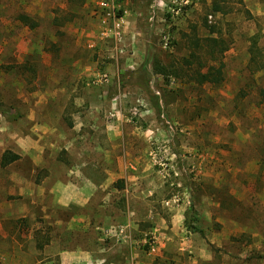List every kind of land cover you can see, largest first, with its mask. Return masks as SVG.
Listing matches in <instances>:
<instances>
[{
  "label": "rangeland",
  "instance_id": "rangeland-1",
  "mask_svg": "<svg viewBox=\"0 0 264 264\" xmlns=\"http://www.w3.org/2000/svg\"><path fill=\"white\" fill-rule=\"evenodd\" d=\"M99 1L0 0V264H60L96 225L152 264H264V0H113L115 43ZM194 26L229 43L221 84L141 69L180 66ZM86 177L110 184L83 202Z\"/></svg>",
  "mask_w": 264,
  "mask_h": 264
},
{
  "label": "trees",
  "instance_id": "trees-1",
  "mask_svg": "<svg viewBox=\"0 0 264 264\" xmlns=\"http://www.w3.org/2000/svg\"><path fill=\"white\" fill-rule=\"evenodd\" d=\"M214 12H228L224 9L223 4L215 3L213 7ZM18 19L26 24L35 28L38 22L32 21L30 15L20 13ZM211 34L205 38L198 35L196 26L193 27L192 33H190V53L188 56L182 58L180 66L170 67L162 62V60L156 54L146 57L141 69L143 71L152 72L154 74H161L168 78L169 76L181 77L183 74L189 78L192 82L198 85L212 84L219 85L225 80V62L223 56L229 48L227 40L216 34V29L210 30ZM188 33H185V35ZM187 36V35H186ZM177 43V42H175ZM255 45V44H254ZM251 48V62H258L256 52L258 49ZM205 57V58H204ZM264 94V90L262 91ZM0 108H3V104L0 103ZM5 113V110H3ZM21 157L20 154L11 150H6L1 159L3 166H7ZM119 187H124L123 182L118 184ZM192 210V209H191ZM195 220V215L192 216ZM189 228L195 230L193 224L188 225Z\"/></svg>",
  "mask_w": 264,
  "mask_h": 264
},
{
  "label": "crops",
  "instance_id": "crops-1",
  "mask_svg": "<svg viewBox=\"0 0 264 264\" xmlns=\"http://www.w3.org/2000/svg\"><path fill=\"white\" fill-rule=\"evenodd\" d=\"M82 183L89 189V193H87L86 197L80 191L85 197L82 200L83 202H88L91 201L92 196L96 193L98 188L99 191L104 193L110 181L106 179L95 180L91 177H86L85 180L82 179ZM129 213L132 214L134 211L130 210ZM104 223L107 224V220H104ZM94 224H97V221H95ZM125 228V235L116 233V229H109L105 234L101 226L96 225L90 230L91 236L87 244H76L73 247L58 245V248H56L58 251H56L55 254L59 256V263L152 264L153 259L150 257L146 258L145 252L139 248L138 240L133 238V235L138 233L136 227ZM101 229L102 231H100ZM128 240H130V242H128ZM46 261L47 264L53 262L50 257H47Z\"/></svg>",
  "mask_w": 264,
  "mask_h": 264
},
{
  "label": "built area",
  "instance_id": "built-area-1",
  "mask_svg": "<svg viewBox=\"0 0 264 264\" xmlns=\"http://www.w3.org/2000/svg\"><path fill=\"white\" fill-rule=\"evenodd\" d=\"M95 15L101 22L100 34L103 38L110 39L114 43L123 38L126 18L124 14H118L113 0H100L95 9ZM108 75H102L101 80H107ZM125 227L116 228L120 235H125Z\"/></svg>",
  "mask_w": 264,
  "mask_h": 264
}]
</instances>
